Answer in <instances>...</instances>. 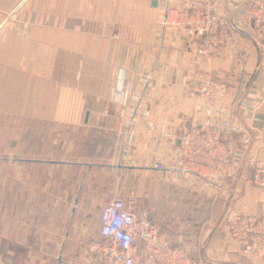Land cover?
Here are the masks:
<instances>
[{
	"label": "crops",
	"instance_id": "obj_1",
	"mask_svg": "<svg viewBox=\"0 0 264 264\" xmlns=\"http://www.w3.org/2000/svg\"><path fill=\"white\" fill-rule=\"evenodd\" d=\"M20 1L0 0V139L8 145L13 131L18 152L30 131L31 156L7 172L10 158L0 155V264L86 259L70 229L96 204L91 168L133 171L148 201L164 183L187 185L194 172L155 166L174 160L185 124L220 118L236 127L233 180H200L223 205L231 194L227 210L262 211L264 186L252 177L264 165V45L246 21L248 0H222L232 37L209 54L196 51L186 25L162 24L179 0H26L13 12ZM208 76L218 81L213 96L191 86ZM118 184L117 176L116 194ZM92 218L91 234L101 236V214ZM205 251L220 264H264L243 253L224 220Z\"/></svg>",
	"mask_w": 264,
	"mask_h": 264
},
{
	"label": "built area",
	"instance_id": "obj_2",
	"mask_svg": "<svg viewBox=\"0 0 264 264\" xmlns=\"http://www.w3.org/2000/svg\"><path fill=\"white\" fill-rule=\"evenodd\" d=\"M224 8L222 0H179L168 6L161 22L186 25L190 38L198 41L196 51L209 54L222 49L232 37L233 28ZM245 18L252 27L254 40L263 46L264 0H248ZM191 86L213 96L218 81L208 76L193 81ZM206 110L211 113L209 106ZM217 120L185 124L178 132L180 142L172 155L174 160H158L155 166L194 172L187 180L189 183H197L200 176L219 177L220 186L230 183L240 162L234 155V149H238L233 134L237 131L223 119ZM252 180L264 186V165H254ZM223 220L244 254L264 257V208L256 215L227 210ZM100 234L91 247L107 264H212L198 257L191 246L174 245L161 233L152 210L142 209L133 196L116 195L102 206Z\"/></svg>",
	"mask_w": 264,
	"mask_h": 264
},
{
	"label": "rangeland",
	"instance_id": "obj_3",
	"mask_svg": "<svg viewBox=\"0 0 264 264\" xmlns=\"http://www.w3.org/2000/svg\"><path fill=\"white\" fill-rule=\"evenodd\" d=\"M10 8V7H9ZM8 9V8H7ZM13 9V8H11ZM11 9H8L6 12V16H8L11 13ZM0 10H2L0 8ZM19 16H16L15 14H13L10 17V22H14L16 20V18ZM2 125V124H1ZM43 133H47V131L51 130L52 127L51 126H47V124H42L41 125ZM30 131H23V148H19V150H17L18 152H16L15 148V144L14 140H13V135L14 132L12 131L11 134L8 133V140L11 139V142H8V145H1V141L2 138L0 139V155H4L9 157L10 159L8 160V164H7V172H12V170L15 169V164L14 161H11L12 158L15 157H30V150H31V146H30ZM0 135H1V131H0ZM45 137V136H44ZM13 141V142H12ZM19 141V140H18ZM26 144V145H25ZM102 161V159H99ZM3 169V167H1V170ZM91 173H95L96 175H94V179H92L91 181L93 182L92 184H96L99 185L100 187H98L96 194H94V197H96V199H93V201H96V204H92V211L88 214V212L86 213V215L84 217H82L83 219H81V222L79 223L78 221H74L72 226H71V235L73 238H76V243L78 245V242L81 243V248L79 249V247L74 248L75 251H82V254L86 255V259H83L79 257H71V261H76L78 264H107L105 258L101 257L99 255V253H94V250L92 249L91 245L93 243V241H95L97 238H100V236L95 237L92 236V232H91V227H92V223H93V219L92 216H95L97 214H101V208L102 206L109 201L113 196H122L124 198L127 197H135L137 199V202L139 204V206L143 209V207H149L152 210V213L154 216H156V218L158 219L159 217V213L158 210L155 209V203L154 201H156L157 199H159L160 195H158V197L152 199L151 201H148L145 199V195L143 194V190H144V183L143 180H140L138 176H136L135 174H133V171L131 170H126V169H121V170H117L115 168H113L112 171L104 168L101 169V167L99 168H91ZM118 176V180H119V189L118 193L116 194V190H114L115 186H116V178ZM94 180H96V182H94ZM8 182L10 183V186L13 182V180H8ZM184 183H187V185H184L185 188L191 189L192 192L190 190H185L181 193V198L187 202V206H185L182 210H181V215L183 217V221H186L185 224L190 223V221H195L196 225L198 224V222H201L202 220L205 219L206 216H208L211 213V208L209 207V205L206 203V200L203 199L202 197H209L208 193H210L209 189L207 188V185L203 184L202 180H199L197 183H192L190 184L189 182H186L184 180ZM146 185H148V183H146ZM207 192L204 193V192ZM99 201V202H98ZM158 201V200H157ZM222 203V202H220ZM224 203V202H223ZM223 208V204H221V209L219 211H215L212 215H214V217H211L209 219L210 223H214L216 222V220L218 219L219 215H220V211ZM173 213H177L175 211H173ZM67 228H70V225L66 226V227H62V231L64 232V230H66ZM52 232L49 231V235H53L51 234ZM76 245V246H77ZM75 253H72V256ZM81 254V255H82ZM92 256V257H90ZM90 260V261H88ZM56 261V259L54 260Z\"/></svg>",
	"mask_w": 264,
	"mask_h": 264
},
{
	"label": "trees",
	"instance_id": "obj_4",
	"mask_svg": "<svg viewBox=\"0 0 264 264\" xmlns=\"http://www.w3.org/2000/svg\"><path fill=\"white\" fill-rule=\"evenodd\" d=\"M15 159L23 160L24 158H12L11 161ZM185 190H190L192 192L191 189L185 188L184 186L168 185L164 183L162 185V194L159 199H157L158 201H154L155 209H157L159 213V218L157 219L155 216V219L157 220L161 233L168 236L174 245H189L193 248L194 253L198 257H203L202 242L204 235L210 227L209 219L214 217L212 214L215 211L221 209L222 203L215 198L203 196L202 198L206 200V203L211 208V213L206 216L204 220L198 222L197 225L194 220L185 224L186 221H183V217L180 213L188 204L180 197L181 193ZM173 211L177 213H173Z\"/></svg>",
	"mask_w": 264,
	"mask_h": 264
},
{
	"label": "water",
	"instance_id": "obj_5",
	"mask_svg": "<svg viewBox=\"0 0 264 264\" xmlns=\"http://www.w3.org/2000/svg\"><path fill=\"white\" fill-rule=\"evenodd\" d=\"M25 1H26V0H21V1L15 6V8L13 9V12L17 11V10H18V9L24 4ZM5 21H6V20H5ZM5 21H4V22H5ZM4 22H2V23L0 24V27L3 25ZM231 189H232V187H231ZM230 198H231V194H230V195L227 197V199L225 200L224 205H223V208H222V210H221V213H220L218 219L216 220L214 226L211 228V230L209 231V233L207 234V236L205 237V239H204V241H203V243H202V246H203V258H204L207 262H210V263H212V264H220L221 262H219L218 260H215V259L210 258V257L206 254V251H205V249H206V245H207V242H208L210 236H211L212 233L214 232V230H215V229L217 228V226L222 222V220H223V218H224V215H225V213H226V210H227L228 204H229V202H230ZM61 260H62V257H59V262H58V264H60Z\"/></svg>",
	"mask_w": 264,
	"mask_h": 264
}]
</instances>
